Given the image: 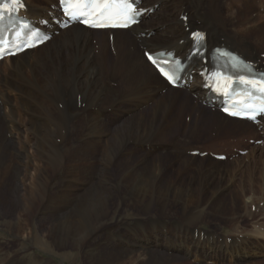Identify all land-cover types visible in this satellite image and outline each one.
Here are the masks:
<instances>
[{
  "label": "bare ground",
  "instance_id": "6f19581e",
  "mask_svg": "<svg viewBox=\"0 0 264 264\" xmlns=\"http://www.w3.org/2000/svg\"><path fill=\"white\" fill-rule=\"evenodd\" d=\"M140 3L144 13L138 26H133L125 31H95L78 24L63 29L61 12L55 0H45V2L24 0L26 8L21 10L19 15L28 18L32 24L51 34V40L36 49L26 50L24 53L16 55L15 58L0 61V114L24 117L26 125L33 133V138L24 136L25 141L26 143L33 142L35 148V154L34 151V155L28 153V159L26 162L24 161L22 167H19L18 164L19 175L16 178L19 182L14 187L15 191L12 195L15 202L11 210L23 207L28 212L34 201L32 200L33 195L34 197H43V192L48 193L44 185L37 184L35 180V176L42 177L45 171L32 161L35 157L42 160L47 159L46 156L50 153L48 144H53L54 149L57 148L58 151L61 149L62 154L67 158H77L73 150L74 146L78 149L85 148L91 152L95 151L100 144L103 146V151L99 156L100 160L98 159L100 164L95 166L97 167L95 172L100 176V181L91 186L94 187V190L90 189L91 192L87 191L82 196L80 195V200L73 208L71 204L76 197H73L69 192L72 191L71 188L63 191L62 198L70 210L60 218L56 231L58 239L55 238V240L65 247L71 243L79 246L83 242V238L79 237L80 234L92 235L99 228L96 227L95 222L101 221L109 209L113 194L126 186L125 182H117L119 179L117 180L112 174L113 163L118 160L121 151L128 147L130 140L139 146H151L150 143L159 137L166 119L177 110V107L180 108L181 114L189 112V124L194 129L202 123L206 125L213 118L223 125L232 126L243 132L252 129L254 133H259L252 122L235 120L221 114L218 103L214 101L210 90L205 87L206 82L200 72L204 69H211L209 53L214 47H226L251 61L258 70L263 71L261 68H264V52L257 50V47L260 43L264 45V25H260L261 22L256 23V19L249 22L250 15H248L247 21L243 22L245 25H231L228 20L230 22L234 20L233 15L228 13V20L224 19L217 1L211 5L210 15L204 14L200 7L192 4L196 3L201 6L203 5L202 0H159V2L140 0ZM159 3L162 11H166L163 15L165 28H162L161 32L158 30L157 34L156 31L153 35L146 36L147 32L158 26H154L155 21L153 22L152 18L154 14L159 13L155 9ZM173 5H179L176 11H179L180 14L175 19L174 11L170 9ZM234 5L241 8L251 4L249 0H231L227 8L230 9ZM252 6L255 12L256 3L252 2ZM259 7L264 10V0L259 2ZM248 8L250 9V7ZM151 9H153V14H151ZM155 16L157 17V15ZM188 28L205 32L208 52L205 59L192 60L183 79L182 88L174 89L169 87L148 63L144 51L148 49H152V52L166 50L173 52L175 56L186 59L193 46L190 32L187 31ZM110 32H115V36H109ZM251 35L252 39L248 37ZM166 42L169 43L163 44ZM124 105H128V107L125 106L128 108L127 112H122ZM107 110L115 113L122 112L120 120L114 123L116 126H113V129L106 122L105 112ZM10 119L13 118L10 117ZM258 126L262 127L259 134L264 139V117L261 118ZM109 131H113L114 135L105 140V134ZM19 133L21 132L19 131ZM76 133L80 135L75 138L74 134ZM5 141L6 139L3 137L2 142L0 141V148ZM23 149L27 152L25 148ZM190 151L193 152L196 149L191 148ZM2 154L0 151V163ZM59 154L57 152L56 155ZM77 155L79 156V154ZM221 155L223 154L216 153V156ZM252 155L255 153L253 152ZM193 157L188 156L187 159L196 161V157ZM208 160L213 165L214 172L219 173L222 169L223 172H230V169L226 168L223 163ZM62 163L58 164L59 168L63 166ZM30 168L33 169L31 174ZM73 168L77 169L81 166L76 165ZM121 172L122 178L127 177L135 185L134 188L133 185L129 188L127 194L133 198L144 190L143 185L147 184L145 179L152 180L151 187L154 188V186L157 187V180L161 179L160 175L162 174L161 171L160 174L157 173V176L150 175L147 167H140L139 164H133L131 168ZM121 180L123 181V179ZM25 182L32 188L27 190ZM95 188L96 192L94 193L92 191H95ZM126 199L124 198V200ZM53 208L59 210L61 204L57 203ZM204 213L200 210H186L184 218L178 223L180 232L193 234L194 231H198L196 224L198 219L205 215ZM239 233L241 231L237 224L233 229L231 243H228L225 238L224 240L211 239L206 233L203 236L200 234L201 236H197V238L193 237V240L180 237L179 247L184 254L194 256L198 263L199 259L217 261L233 254L238 257L243 255L241 254L243 251L248 253L243 246L244 240L239 239L241 235ZM258 235L264 236L261 232H258ZM219 240H221L219 245H215ZM246 240L248 241V239ZM99 253H93L91 261L99 260L100 264H112V262L103 261L106 259ZM106 253L107 256L114 255V253ZM116 254L119 257L118 260L113 261L114 264H124L123 261L129 264H169L171 262L167 258V260H162L166 257L164 255L166 253L161 256L159 253L147 250L131 252L122 249ZM158 256L162 259L160 260ZM174 259L178 260L179 256L172 257L173 261Z\"/></svg>",
  "mask_w": 264,
  "mask_h": 264
},
{
  "label": "rangeland",
  "instance_id": "374dc122",
  "mask_svg": "<svg viewBox=\"0 0 264 264\" xmlns=\"http://www.w3.org/2000/svg\"><path fill=\"white\" fill-rule=\"evenodd\" d=\"M42 1L45 2V0ZM154 1L159 2V0ZM214 1L219 3L224 19L228 20V15H233L234 20L231 22L228 20L231 25H245L243 22L247 21L248 15H250L249 22L256 19V23L261 22L260 25H264V10L259 7V2L262 0H249L251 5L241 8L234 5L230 9L227 7L231 0H202L203 5L201 6L196 3L192 4L200 7L204 14L210 15L211 5ZM252 2L253 4L256 3L255 12ZM178 6L173 5L170 8L174 11V19L180 14L179 11H176ZM190 7L192 8L191 5ZM155 9L161 14L157 12L152 18L153 22L155 21L154 26H158L147 32L146 36L153 35L156 31L157 34L158 30L161 32L162 28H165L163 15L166 11H162L160 3L155 6ZM151 14H153V9H151ZM187 31L192 33L196 30L188 28ZM115 34V32H110L109 36L112 37ZM248 37L253 38L252 35ZM257 50L264 52V45L260 43ZM145 51L152 52L153 50ZM117 84L119 86V83ZM125 106L128 107V105H124L122 112H127L128 108ZM176 109L166 119L165 129L163 128L159 137L150 143L151 146H139L130 140L128 147L121 151L120 157L113 163L112 174L117 180L119 179L117 182H125L126 186L113 194L112 202L104 214L105 216L101 221L95 222L96 227L99 228L92 235L80 234L79 237L83 238V242L79 246L71 243L67 247L60 245L55 240V238L58 239L56 231L59 227V220L62 215L67 214V211L70 210L62 198L63 191L71 188L72 191L69 192L73 197H76L71 204L73 208L80 200V195L89 192L90 189L94 190V187L91 186L100 181V176L95 172L97 171L95 166L100 164L99 156L103 151L102 144L93 152L74 146L73 150L77 158H67L62 154L61 149L58 151L57 148L54 149L53 144H48L50 153L47 154V159L42 160L35 157L32 160L34 164L36 163L45 171L42 177L35 176V180L37 184H43L48 193L43 192V197H34L33 195L32 200L34 201L28 211L30 213L23 207L11 210L15 202L12 194L15 191L14 187L19 182L16 178L19 175V167H22L24 161H27L28 153L33 154L34 151L35 154V148L33 142L26 143L25 141V137L33 138V133L26 125L24 117L0 114V141L2 142L3 137L6 139L3 148H0L3 153L0 163V264H100L99 260L91 261L92 254L97 252H100L99 254L106 259L103 261L114 264L113 261L118 260L119 257L116 252H120L122 249L131 252L147 250L159 253L161 256L166 253L164 259L158 257L160 260L168 259L171 261L169 264H264V236L258 235V232L264 234V150H262L264 139L259 134L262 127L254 125L259 133H254L252 129L243 132L209 118L211 121L209 120L206 125L202 123L194 129L189 124V112L181 114L180 108L177 107ZM122 112L115 113L111 110L105 112L107 115L106 122L108 125L110 124L111 129L116 126L114 123L120 120ZM106 134L108 135L106 136ZM106 134L105 140L112 138L114 132L109 131ZM79 135L76 133L74 137H79ZM191 148L196 149L199 154H193L194 151L191 152ZM57 152L60 154L56 155ZM253 152L255 155H252ZM201 153L206 155L202 156ZM216 153L223 154L226 157L225 160H218L215 157ZM188 156L196 157V161L188 160ZM78 157L81 159L79 160ZM208 159L223 163L226 168L230 169V172H223V169L219 173L214 172V167ZM60 163L63 165L61 168L58 166ZM133 164L147 167L148 172L153 176H157V173L160 174L162 171L161 179L157 180V187L152 188L151 183L153 181L145 179L147 184L143 185L144 190L139 192L135 198L127 195L133 182L127 177L122 178L121 175V171L128 170ZM76 165L81 166V168L74 169L73 167ZM31 169L29 170L30 174L33 172ZM85 181L89 182L85 183ZM25 185L27 190L32 188L26 182ZM92 192L95 193L96 188ZM56 197L59 199L57 200ZM124 198L127 199L124 200ZM57 203L61 204L59 210L53 208ZM186 210L205 212V215H202V218L200 217L197 221L198 231H194L193 234L189 232L182 234L178 229V223L184 218ZM237 224L241 231L239 239L244 240L243 246L248 253L243 251L241 252L243 255L238 257L233 254L217 261L199 259L198 263L194 256L186 255L180 250V237L193 240V237L197 238V236H203L205 233L211 239L224 240L225 238L228 243H231L233 229ZM221 240L216 241L215 245H219ZM106 252L114 253V255L107 256ZM178 256V260H172V257ZM123 262L129 264L126 261Z\"/></svg>",
  "mask_w": 264,
  "mask_h": 264
},
{
  "label": "snow or ice",
  "instance_id": "6c2138e0",
  "mask_svg": "<svg viewBox=\"0 0 264 264\" xmlns=\"http://www.w3.org/2000/svg\"><path fill=\"white\" fill-rule=\"evenodd\" d=\"M15 2H16V0H13V3H15ZM62 2L67 5V9H68L69 14H71L76 19H78L79 22L91 23L92 26H94V27L95 26H105V25L93 20L95 13L92 12L91 9L96 7L95 0H93V2L89 5L75 4L72 2V0H62ZM113 2H116V0H113ZM134 2H135V0H131V2H129V0H119V6L124 9L123 19L125 21L123 24H121L119 26L127 27L130 24H134L137 22V17L140 15V13L135 11ZM105 6H107V5H105ZM5 7H7V5H5ZM74 8H79V9L88 8L89 11L81 10V11L73 12L72 9H74ZM112 26H116V25H112ZM197 37L202 39V36L199 33H197ZM149 59H151V57H149ZM177 63H179V62H177ZM161 70L164 71V69H161ZM165 74L167 75V72H165ZM168 78H169V80L173 79L172 76H168ZM240 83H245V84H249L252 87H256L258 82L250 81V80H244L243 77H241ZM229 86H230V84H229ZM224 90L226 92L227 88H225ZM259 90H264V83L261 84V88ZM248 107L251 108L252 106L249 105ZM256 112H264V106L258 107L255 112H244V113L233 112L231 114H233V115H238V114L245 115L250 119H255Z\"/></svg>",
  "mask_w": 264,
  "mask_h": 264
}]
</instances>
